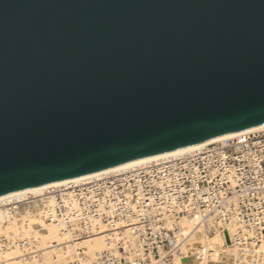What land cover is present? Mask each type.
<instances>
[{
    "label": "water",
    "instance_id": "water-1",
    "mask_svg": "<svg viewBox=\"0 0 264 264\" xmlns=\"http://www.w3.org/2000/svg\"><path fill=\"white\" fill-rule=\"evenodd\" d=\"M264 124V0H0V198Z\"/></svg>",
    "mask_w": 264,
    "mask_h": 264
},
{
    "label": "built area",
    "instance_id": "built-area-1",
    "mask_svg": "<svg viewBox=\"0 0 264 264\" xmlns=\"http://www.w3.org/2000/svg\"><path fill=\"white\" fill-rule=\"evenodd\" d=\"M0 211L41 221L27 233L22 222L1 234L0 256L30 246L44 225L54 224L73 241L106 229L104 249L91 264H264V252H257L264 242V129L8 199ZM186 222L192 225L184 234ZM195 232L218 234L220 242L192 241ZM87 258V248L78 246L64 264Z\"/></svg>",
    "mask_w": 264,
    "mask_h": 264
},
{
    "label": "bare ground",
    "instance_id": "bare-ground-1",
    "mask_svg": "<svg viewBox=\"0 0 264 264\" xmlns=\"http://www.w3.org/2000/svg\"><path fill=\"white\" fill-rule=\"evenodd\" d=\"M264 129V124L249 128L247 130H243L240 132L231 133L228 135H224L218 138L211 139L209 141L191 145L188 147L180 148L174 151H170L164 154H160L157 156H153L150 158L142 159L139 161L131 162L128 164L120 165L117 167L109 168L106 170H102L99 172L91 173L88 175L68 179L65 181L53 183L50 185L38 187L35 189L23 191L20 193L8 195L5 197L0 198V202L6 201L8 199L21 197L28 193H38L41 192L49 187L53 186H61L65 185L70 182H79L83 181L101 174L110 173L114 171H119L122 169L130 168L139 164L156 161L159 159H164L168 157H173L177 155H181L196 149H199L209 143L216 142L225 138H231L239 133H247L257 130ZM22 228H24L23 232L27 233L31 231V225L33 223H41V221L38 220L35 216H28L22 218ZM15 220H11L10 216L7 215L4 212L0 211V235L7 232L8 230L15 231L17 227H15ZM191 223L186 222L183 225H181L180 230L182 233L186 234L188 230L191 228ZM106 231L105 228H101L99 231L93 232L88 237H85L83 239L73 241L69 234L65 232L61 227H58L54 224H47L44 225V232L37 233L35 235L34 242H31L30 246L24 247V248H18L15 247L13 249L7 250L3 253V255L0 256V264H57L55 261H53V258L57 259L58 264L65 263V259L67 256L72 255L74 253V249H76L78 246H85L87 248V255L88 258L85 261H82L80 264H91L93 261L95 255L104 249V232ZM193 238H196L198 242L205 243H218L220 242L218 234L212 235V236H206L199 234V232H195L192 234ZM264 252V242L262 245L258 247L257 252ZM216 252V251H215ZM31 253L30 257H26L25 255ZM215 259V254L213 255ZM40 257V260L38 258ZM175 264H184V261L181 259H176ZM203 264H212V263H203ZM245 264H250L249 261H246Z\"/></svg>",
    "mask_w": 264,
    "mask_h": 264
},
{
    "label": "rangeland",
    "instance_id": "rangeland-1",
    "mask_svg": "<svg viewBox=\"0 0 264 264\" xmlns=\"http://www.w3.org/2000/svg\"><path fill=\"white\" fill-rule=\"evenodd\" d=\"M30 216H33V215H30ZM23 217H25V214L24 213H21V215L18 217V218H14V220H15V227H19L20 225H21V223H22V218ZM11 220H13V219H11ZM41 232H44V230L43 231H41ZM41 232H39V233H41ZM192 241H197L196 240V238H193L192 237ZM10 249H13V248H10ZM9 249V250H10ZM8 250V251H9ZM38 260H40V257L38 258ZM184 262L186 263L187 262V260H184Z\"/></svg>",
    "mask_w": 264,
    "mask_h": 264
}]
</instances>
